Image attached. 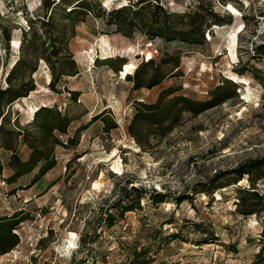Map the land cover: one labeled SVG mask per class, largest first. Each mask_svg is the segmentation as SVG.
Listing matches in <instances>:
<instances>
[{"label": "rangeland", "instance_id": "rangeland-1", "mask_svg": "<svg viewBox=\"0 0 264 264\" xmlns=\"http://www.w3.org/2000/svg\"><path fill=\"white\" fill-rule=\"evenodd\" d=\"M128 1L98 0L106 11ZM162 2L175 13L195 3ZM39 3L0 0V24L11 38L6 55L0 29V83L21 53L26 15L42 14ZM214 8L232 13V23L212 25L203 44L149 39L139 32L129 38L115 33L103 18L86 16L69 41L78 74L63 77L54 90L49 69L38 61L32 74L35 89L15 101L13 117L18 114L25 123L37 106L56 105L78 118L70 133L102 110L117 127L104 133L103 121H94L81 132L76 148H57V165L27 190L10 193L31 175L11 185L0 176V215L23 208L34 217L20 224V242L0 255V264H130L136 254L148 264H250L264 249V210L247 216L235 210L237 186H248L245 175L241 183L211 194L197 192L215 172L264 154V56L252 57V46L264 42V0L215 1ZM166 53L179 56L177 73L151 89H132L123 75L146 59L157 63ZM110 56L125 60L121 73L101 62ZM224 77L238 82L234 97L197 116L185 113L171 134L152 139L151 148L140 149L127 133L134 99L153 101L161 89L174 87L204 100ZM66 88L80 91L75 101ZM26 152L20 150L23 157ZM6 158L2 153L4 163ZM9 173L3 170V176ZM131 186L147 194L166 193V201L153 205L145 197L140 208L121 215L120 206L112 204ZM256 186L264 194V178ZM184 193L190 198L176 204L175 196Z\"/></svg>", "mask_w": 264, "mask_h": 264}, {"label": "trees", "instance_id": "trees-1", "mask_svg": "<svg viewBox=\"0 0 264 264\" xmlns=\"http://www.w3.org/2000/svg\"><path fill=\"white\" fill-rule=\"evenodd\" d=\"M215 1L224 0H194V5L187 10L175 13L169 11L162 0H129L125 4L109 8L108 11L102 8L103 4L101 6L98 0H40L42 14L32 18L26 15L27 28H20V34L24 36L18 46L21 53L2 74L3 83H0V176L5 183L11 185L16 184L23 176L31 175L28 183L18 184L10 193L15 194L35 185L56 166L57 148H76L81 132L94 121H103L104 133H109L117 127L115 120L108 121L104 118V110L92 115L88 122L78 125L72 133L69 128L78 118L69 115L65 110L62 111L56 105L37 106L31 119L25 123L20 122L18 114L12 116L15 101L26 97L35 89L32 74L36 71L39 60L43 61L50 71L48 84L53 90L63 77L78 74L69 49V41L75 36V27L79 22L91 15L103 18L106 26H112L115 33L125 37L130 38L134 32H139L149 39L158 37L166 42L203 44L205 32H209L212 25L232 23V13L223 14L215 10ZM262 15L264 14H260ZM0 29L7 55L10 50V31L1 24ZM252 54V57H263L264 42L252 46ZM104 61L118 74L122 72L121 68L125 64V60L118 56L102 58L101 62ZM179 63V56L166 53L157 63L153 58L139 62L132 73H125L123 77L132 82L131 87L134 90L151 89L169 75H175ZM165 66H171V69H163ZM235 72L242 74L241 70ZM236 85L237 81L224 77L204 100L179 93V89L174 87L161 89L153 101L134 99L127 133L140 149H149L153 146V138L162 140L180 126L185 113L197 116L234 97ZM66 91L73 101L80 95L78 90L66 88ZM63 136L66 138L62 139ZM23 146L27 148L26 157L20 154ZM2 153L7 155L5 163L1 160ZM4 169L10 171L7 176H3ZM244 175L248 186H237L235 210L245 216L258 214L264 210V194L259 192L256 186L257 182L264 178V154L241 162L231 169L215 172L197 192L211 194L217 189L240 182ZM147 193L146 190L135 186L124 188L112 207L120 206L119 213L123 215L127 211L140 208V199L145 197L149 198L153 205L166 201V193L155 190H152L151 194ZM132 196L134 200H129ZM189 198L190 196L184 193L175 196L174 201L179 204ZM122 201L127 202L123 205ZM107 217H110L109 214ZM33 219V215L23 208L0 215V255L10 252L19 244L18 227L21 223ZM148 263L139 260V254H136L130 264ZM250 264H264L263 248L255 253Z\"/></svg>", "mask_w": 264, "mask_h": 264}, {"label": "bare ground", "instance_id": "bare-ground-1", "mask_svg": "<svg viewBox=\"0 0 264 264\" xmlns=\"http://www.w3.org/2000/svg\"><path fill=\"white\" fill-rule=\"evenodd\" d=\"M103 43H105V40L104 39H102L101 40ZM104 49V48H103ZM104 51H105V49H104ZM35 109H33L32 111H31V115H32V113H33V111H34ZM31 118V117H30Z\"/></svg>", "mask_w": 264, "mask_h": 264}, {"label": "crops", "instance_id": "crops-1", "mask_svg": "<svg viewBox=\"0 0 264 264\" xmlns=\"http://www.w3.org/2000/svg\"><path fill=\"white\" fill-rule=\"evenodd\" d=\"M23 148H25V147L23 146L21 149H23ZM26 156H27V152H26V154H25V157H26ZM56 165H57V164H56ZM52 169H53V168H52ZM52 169H51V170H52ZM51 170H50V171H51ZM48 172H49V171H48ZM46 174H47V173H46ZM46 174H45V175H46ZM45 175H44V176H45ZM44 176H43V177H44ZM43 177H42V178H43ZM42 178H41V179H42Z\"/></svg>", "mask_w": 264, "mask_h": 264}]
</instances>
